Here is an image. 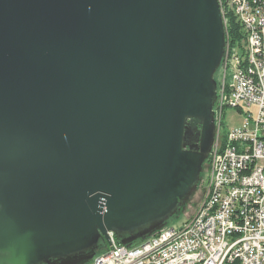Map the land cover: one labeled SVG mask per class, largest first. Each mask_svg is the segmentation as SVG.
I'll list each match as a JSON object with an SVG mask.
<instances>
[{
    "label": "water",
    "instance_id": "water-1",
    "mask_svg": "<svg viewBox=\"0 0 264 264\" xmlns=\"http://www.w3.org/2000/svg\"><path fill=\"white\" fill-rule=\"evenodd\" d=\"M223 22L218 0H0V264L173 212L214 137Z\"/></svg>",
    "mask_w": 264,
    "mask_h": 264
},
{
    "label": "built area",
    "instance_id": "built-area-1",
    "mask_svg": "<svg viewBox=\"0 0 264 264\" xmlns=\"http://www.w3.org/2000/svg\"><path fill=\"white\" fill-rule=\"evenodd\" d=\"M237 18L251 39L250 65L246 77L224 82L221 61V90L214 113L218 126L208 160V180L217 178V193L205 197L206 213L194 215L178 229L159 232L140 247L118 245L111 233L112 249L92 264H129V258L143 255L141 264H219L221 250L237 244L229 264H264V0H237ZM250 19H258L260 31L250 30ZM230 36L226 34V44ZM238 51L232 56L237 65ZM230 99L242 123L233 129V148L220 154L224 140L223 120ZM205 186V189H206Z\"/></svg>",
    "mask_w": 264,
    "mask_h": 264
},
{
    "label": "rangeland",
    "instance_id": "rangeland-1",
    "mask_svg": "<svg viewBox=\"0 0 264 264\" xmlns=\"http://www.w3.org/2000/svg\"><path fill=\"white\" fill-rule=\"evenodd\" d=\"M218 1L227 34L228 28H227L226 20L224 19V8L222 10L223 3L222 0H218ZM240 43H242V41ZM240 43L238 41L231 43L230 49L235 48L236 46L240 45ZM226 51H227V47H225L223 60H222L223 73H224L223 64L226 57L225 55ZM232 80L233 79L231 78V76H229L228 81L232 82ZM214 81L216 84V94L218 96L221 90V82H222L221 66H219L218 69L216 70V73L214 75ZM229 106L230 105L228 104L225 105L222 104V109H228L226 111V115L222 125V129L224 133L223 136L225 137L228 135V133L231 130H233L232 127L238 126L242 123V117L238 114L236 110L229 109ZM213 115H214L213 127L214 130L216 131L218 126V119L216 113H214ZM186 132H187V127L185 129V133ZM214 142L215 140L212 141L210 149L205 154L206 156L204 160V166L200 173L198 181L192 187L189 194H187L183 199L179 201V205L173 210V212H171L168 216L164 218H158L156 220H151L136 226L127 227L126 226L128 224L127 222H123V223L116 222L113 224L114 229L112 230L111 233H113V237L118 245H123L129 249L140 247L143 244L150 241L159 232L180 228L186 220L190 219L194 215L196 208H198L202 203V201L204 200V191L209 175L208 160ZM220 148H223V140H221ZM111 247H112L111 243H109L106 237L101 234L97 242H94L88 248L73 254L75 259H81L78 260V262H76L77 261L76 260L75 261L76 263H72V262L66 263L67 259L63 258L62 255H52L42 258L36 264H92L93 261L97 259L99 256H102L110 252ZM6 257H8L6 253L0 252V262L4 261Z\"/></svg>",
    "mask_w": 264,
    "mask_h": 264
},
{
    "label": "bare ground",
    "instance_id": "bare-ground-1",
    "mask_svg": "<svg viewBox=\"0 0 264 264\" xmlns=\"http://www.w3.org/2000/svg\"><path fill=\"white\" fill-rule=\"evenodd\" d=\"M230 7L235 12L234 5L230 4ZM240 19V18H239ZM240 21V20H239ZM244 30V39L240 45L235 48L238 51L237 65L232 66V56L235 55V48L230 49L231 39H228L226 57L223 64L224 70V82H229L228 78L231 76L235 81V76L246 77L247 65H250V58H247V54H251V39L248 37L247 32ZM250 30L260 31V24L258 19H250ZM224 55V54H223ZM223 60V58H222ZM222 104L230 105V99H223ZM233 148V130H231L223 140V148H220V154H229ZM262 181H264V174H262ZM214 193H217V178H210L209 186L205 189V197H212ZM206 213V201H202L200 206L197 208V215H205ZM234 251H237V244H227L220 252L219 264H229L233 260ZM143 263V255H136L134 258H129V264H141Z\"/></svg>",
    "mask_w": 264,
    "mask_h": 264
},
{
    "label": "trees",
    "instance_id": "trees-1",
    "mask_svg": "<svg viewBox=\"0 0 264 264\" xmlns=\"http://www.w3.org/2000/svg\"><path fill=\"white\" fill-rule=\"evenodd\" d=\"M224 8V19L227 23V35L230 36L231 43L238 41L239 43L244 39V28L241 26L240 19L237 18V10L235 12L230 7L229 3L234 5V9L237 8V0H222ZM228 41V40H227ZM224 135V133H223Z\"/></svg>",
    "mask_w": 264,
    "mask_h": 264
},
{
    "label": "flooded vegetation",
    "instance_id": "flooded-vegetation-1",
    "mask_svg": "<svg viewBox=\"0 0 264 264\" xmlns=\"http://www.w3.org/2000/svg\"><path fill=\"white\" fill-rule=\"evenodd\" d=\"M213 133L214 137H211V140H216V133L217 129L214 132V130L208 129V135H211ZM201 135H202V127L199 125L195 128H190L189 125L187 126V132L185 137V145L187 148H190L191 145L199 144L201 141ZM75 261V258L71 259L70 262Z\"/></svg>",
    "mask_w": 264,
    "mask_h": 264
}]
</instances>
